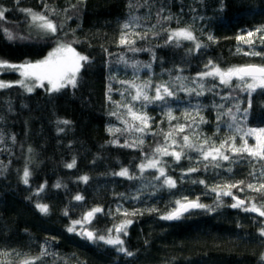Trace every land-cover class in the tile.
Wrapping results in <instances>:
<instances>
[{
	"label": "trees",
	"instance_id": "trees-1",
	"mask_svg": "<svg viewBox=\"0 0 264 264\" xmlns=\"http://www.w3.org/2000/svg\"><path fill=\"white\" fill-rule=\"evenodd\" d=\"M0 7L7 10L0 27L26 37L8 41L0 32V59L36 61L58 43L71 44L89 58L82 62L76 88L49 93L45 85L27 92L13 84L0 89V264H20L40 256L42 249L47 255L34 264H264L260 260L264 217L244 207H230L235 203L232 196L244 200L247 207L264 205V194L246 187L261 182L249 175L254 166L259 169L255 161L233 156L215 167L190 149L178 162L170 156L159 157L166 175L176 181L172 189L155 178L157 169L141 173L139 168L154 158L157 146H164L162 133L179 125L191 127L182 134L173 132L176 151L183 135L197 146L204 140L219 146L235 136L239 146L247 128H264V94L259 90L252 94L245 119L249 96L236 87L237 81L225 87L218 79L201 82L197 76L209 61L225 69L264 65V56L238 53V46L244 51L249 48L235 39L264 26V0H224L223 11L221 0H0ZM21 9L43 12L62 27L55 35L45 34L31 25ZM125 23L129 24L126 30ZM180 28H188L195 41L184 40L180 46L175 41L166 43L170 32ZM122 31L129 33L132 45L119 43ZM137 33L147 35L139 39ZM196 43L203 47L196 49ZM256 50L264 52V46L257 43ZM19 78L18 72L0 73L5 82ZM122 82H150L149 96L155 95V86L166 84L174 95L152 103L132 101L135 89ZM201 83L204 95L187 91H200ZM118 103L132 104L135 111L150 117L149 129L136 132L127 110ZM229 109L235 122L225 115ZM113 112L116 115H110ZM197 112L206 123H192L193 116L199 121ZM186 113L191 116L186 118ZM63 120L70 124L60 123ZM110 128L121 131L110 132ZM141 139L143 144L122 146ZM73 160L75 166L67 168ZM25 167L30 172L28 184L22 180ZM125 168L134 179L114 175ZM189 168L198 171L188 172ZM84 176L87 182L80 179ZM238 181H244L243 191L232 188V196L217 199V192L228 190L224 185ZM77 195L83 199L76 200ZM178 200H198L207 207L188 211L179 219H161L176 208ZM37 204L47 205V214ZM97 207L102 212L90 222L76 225L75 232L67 231L73 221ZM125 212L140 214L126 217ZM125 219L133 223L127 235H120L132 256L78 234L88 229L106 236L108 229Z\"/></svg>",
	"mask_w": 264,
	"mask_h": 264
},
{
	"label": "snow or ice",
	"instance_id": "snow-or-ice-1",
	"mask_svg": "<svg viewBox=\"0 0 264 264\" xmlns=\"http://www.w3.org/2000/svg\"><path fill=\"white\" fill-rule=\"evenodd\" d=\"M223 3L224 0H221V11H223ZM48 5L45 4V8ZM7 10L0 7V21L5 19V12ZM22 12L26 14L27 17H30L31 25L41 29L45 34L55 35L58 32V28L62 26H58L53 22L43 12H36L32 9H21ZM55 12L54 9L51 10ZM65 11H67L65 9ZM71 18V17H69ZM164 19H171V17H164ZM123 29H128L129 24L125 23L122 25ZM0 32H2L5 39L8 41H15L16 39H26V37H18L14 36L13 33L8 28L0 27ZM137 38L143 39L146 37V33L142 36L140 34H136ZM195 37L193 33L188 28H180L170 32L168 36V40L166 43H171L175 41L176 46H180V43L184 40L187 41H195ZM208 39L214 42V38L209 35ZM238 45H247L249 50L244 51L241 47H237V52L242 53L245 56H264V52H260L256 50V44L264 46V26L258 27L254 30L247 31L246 35L238 34L235 37ZM120 44L132 45L134 41L129 38V33L127 31H122L120 39ZM196 49L203 47L202 44L196 43ZM131 51H138L136 48H130ZM89 58L87 56L81 55L75 51V49L71 46V44H63L59 43L57 48L49 55L43 59L36 62L25 61L22 63H12L5 59H0V73H15L18 72L21 79L14 82H5L0 80V89L11 88L13 84H19L21 87L25 88L27 92H32L34 87H44V82H47L48 87L46 91L49 93H59L63 89L68 87L76 88L78 84V74L83 67V63H87ZM83 62V63H82ZM132 67H136V65H132ZM144 67H150V65H144ZM205 71L198 73L197 76L201 82H203L206 78H212L213 81L218 79L220 84L225 87H231L233 81H237L236 87L241 92H246L249 96V108L244 109V117L247 119L249 110L251 108V97L252 94L257 92L258 90L261 94H264V65H255V64H246L240 66H231L228 68H221L219 65L213 64L212 61H209L208 64L205 65ZM28 81H31V86ZM128 83L130 88L135 89V94L131 95L132 101H145L147 103H152L154 101H164L166 97H172L174 95L173 91L166 84H160L155 86V95L149 96L146 88L150 86V82H146L144 85H136L132 82H122ZM200 91H197L196 88L187 89V91L192 94L194 93L196 96L204 95V84L201 83L199 85ZM215 87V85H213ZM213 89H208V91H212ZM227 99V97H224ZM118 107H124L127 110V115L133 121V127L136 132L143 133L149 129V120L151 119L145 113L137 112L134 110V106L132 104H117ZM236 110L240 111L239 105H236ZM110 115H116L115 112L110 113ZM186 118L191 116L190 113H186ZM225 115L232 116L233 122L236 121V116L233 114L232 110L229 109ZM196 116H199V112L196 113ZM169 120L174 119L172 117L171 112L168 113ZM219 119V117H218ZM127 125V121H124ZM60 123L65 125L70 124V121L63 120ZM192 123H206L202 116H199V121L197 122L196 117H192ZM233 125L230 124L231 128ZM186 127H191V125H179L175 129L162 133L164 136L165 144L164 146H157L154 149L155 156L152 159H148L146 163H141L139 165L141 173L145 171L146 168L157 169L159 175L155 177L157 180L163 179V185L168 187L169 189L176 187V181L173 180L170 176H167L164 170V167L160 165L163 163L159 157L170 156L175 161H180L185 155V149L198 151L201 158L204 161H208L215 167H220L219 161H230L233 156H239L244 158L245 156L249 158L250 161H255L259 165V169L257 170L254 166L253 172L249 173L254 179L258 178L261 182L258 184L248 183L246 187L256 193L264 194V128H249L245 131L244 136L240 137L243 141L239 146L236 144V137L232 136L222 141L219 146L215 144H209L208 140H204L202 144L197 146L191 141V138L187 135H183V143L179 144V151H176L174 146L177 145V140L175 139L173 132L177 134H182L185 131ZM111 131H121L120 129H108ZM59 131H63V129H59ZM237 131H240L237 128ZM248 137H254L255 143L249 144ZM171 140V144L167 142ZM143 144V140H139L138 142H134L132 144L125 143L124 147H133L136 144ZM172 149V150H170ZM226 151L229 154H226ZM75 166V160L72 163L66 165L67 168H73ZM207 167V165H206ZM197 168H189L188 172H196ZM231 171V168L228 169ZM114 175L128 177L129 179H134L135 177L129 174L128 169H122L118 173H114ZM30 176V172L27 167H25L23 171V183L28 184V177ZM84 182H87L88 177L84 176L80 178ZM196 182V181H194ZM199 183H204V181H198ZM244 185V181H238L234 184L224 185L223 187L225 191L217 192V199L223 196H232L231 189L239 188L240 191H243L244 188L241 187ZM56 187H60L59 184ZM43 185L38 190H42ZM212 191H216L214 187ZM235 203L231 204L232 208H241L244 207L245 211H250L254 213H258L260 217H264V205L257 206L256 204H252L251 207H247L245 205L244 200H240L235 196H232ZM76 200H82L83 197L77 195L75 197ZM186 200V198H185ZM176 208L161 217L164 220H174L179 219L185 212H188L189 209L193 208H206L207 206L200 204L197 201H187L181 202L180 200L176 201ZM36 208L42 213L47 214L48 206L45 204H37ZM211 210V209H209ZM150 211H155L154 209ZM102 212V209L97 207L89 211L84 215L82 220L73 221L72 225L67 228L68 232H75L76 225H81L86 222H90L91 218L96 214ZM140 214L138 212L127 213L124 215L127 217L129 215H137ZM133 221L131 219H125L118 225H114L112 229H108V235H97L93 231L82 230L78 234L80 236L85 237L87 240L96 242L103 241L104 244L113 246L117 252L124 253L127 256H132L133 253L128 251L124 247V240L121 239V235H127V228L131 225ZM115 231L116 235L113 236L112 232ZM260 235L264 237V228L260 229ZM6 255V254H3ZM47 255V252L42 249L40 256L32 257L30 259H24L20 261V264H34V261H38L42 256ZM260 260L264 262V255L260 257Z\"/></svg>",
	"mask_w": 264,
	"mask_h": 264
},
{
	"label": "rangeland",
	"instance_id": "rangeland-1",
	"mask_svg": "<svg viewBox=\"0 0 264 264\" xmlns=\"http://www.w3.org/2000/svg\"><path fill=\"white\" fill-rule=\"evenodd\" d=\"M59 44V43H58ZM58 44L54 47V48H52L43 58H41V59H38V60H36V61H39V60H43V59H45L48 55H49V53H52L56 48H57V46H58ZM36 61H32V62H36ZM18 75H19V73H18ZM19 77H20V75H19ZM19 79H21V77L19 78ZM28 83H32L31 81H28ZM44 84L46 85V87H48V85H47V82L45 81L44 82ZM247 129H249V128H247ZM247 129H246V131H247ZM245 133V132H244ZM248 139V143L251 145V144H254L255 143V140H254V137H248L247 138ZM113 236H115V235H113Z\"/></svg>",
	"mask_w": 264,
	"mask_h": 264
},
{
	"label": "water",
	"instance_id": "water-1",
	"mask_svg": "<svg viewBox=\"0 0 264 264\" xmlns=\"http://www.w3.org/2000/svg\"><path fill=\"white\" fill-rule=\"evenodd\" d=\"M255 65H257V64H255ZM239 199V198H238ZM240 200H242V199H240ZM189 201H194V200H189ZM185 202H187V201H185ZM195 209H198V208H193V209H189V211H191V210H195ZM186 213V212H185ZM184 213V214H185ZM86 230H88V229H86Z\"/></svg>",
	"mask_w": 264,
	"mask_h": 264
}]
</instances>
